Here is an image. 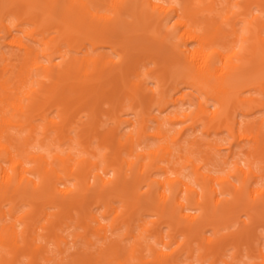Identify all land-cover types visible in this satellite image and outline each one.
Segmentation results:
<instances>
[{"label": "bare ground", "instance_id": "6f19581e", "mask_svg": "<svg viewBox=\"0 0 264 264\" xmlns=\"http://www.w3.org/2000/svg\"><path fill=\"white\" fill-rule=\"evenodd\" d=\"M231 4L245 15L246 35L238 34L230 20L235 14ZM253 5L264 11V0H225V5L221 0H0V264L50 261L48 243L62 249L65 239L58 230L67 219L84 228L76 237L87 247L94 246L91 235L104 240V246L94 253L77 251L57 264H184L180 256H192L194 243L201 249L199 258L212 256L210 264L219 259L228 264L220 256L229 236L244 241L250 251L252 225L264 222V114L249 118L264 112V19L251 12ZM229 20L228 34L222 25ZM50 30L56 34L49 37ZM150 32L161 61L157 91L145 85L138 70L149 53V47L140 46ZM228 35L240 39L242 55H225ZM103 45L113 51L127 48L120 65L109 68L104 53L90 51ZM132 49L137 51L131 54ZM129 74L137 80L127 78ZM179 84L196 89L195 109L161 116L183 98L173 97ZM245 90L250 94L243 96ZM125 98L130 100L127 106ZM104 100L111 104L108 114L131 129L102 134L112 153L97 157L84 141L100 119ZM85 106L89 121L79 142L91 157L33 150L36 141L44 146L51 129L59 140L68 137L65 127ZM153 106L156 114L151 113ZM51 108L57 110L58 121L49 115ZM126 109L135 120L121 118ZM37 119L46 123L40 138ZM148 120L155 124L153 131ZM187 121L192 132L202 121L207 135L224 129L232 137V169L210 165L211 155L221 151L216 140L204 142L201 163L185 155L188 147L201 145L195 137L183 139L184 127L172 132V126ZM148 138L156 144L141 146ZM114 198L122 202L120 212L112 205ZM48 203L57 210H48ZM22 204L29 207L19 214ZM97 206L113 210L112 221L126 225L131 244L107 238L106 226L93 211ZM240 212L246 218L236 234L216 239L205 235L208 229L217 234L220 223ZM147 213L156 216L158 225L147 226ZM162 223L170 230L164 237ZM109 226L113 229L114 223ZM137 228L153 230L156 244L139 242ZM178 233L183 242L170 247ZM257 256L264 264V244Z\"/></svg>", "mask_w": 264, "mask_h": 264}, {"label": "rangeland", "instance_id": "374dc122", "mask_svg": "<svg viewBox=\"0 0 264 264\" xmlns=\"http://www.w3.org/2000/svg\"><path fill=\"white\" fill-rule=\"evenodd\" d=\"M239 1V0H233V2ZM222 5H225V0H221ZM230 9L232 11H235L234 17H232L230 20L235 23L236 29H238V34H247V31L245 29V15L241 14L238 11V7L236 4H231ZM105 14H109V10H103ZM253 14L259 15L262 19H264V11L257 7V5L252 6ZM230 20L227 23H223L222 27L223 29L229 34L231 32V24ZM31 27V26H29ZM47 34V33H46ZM55 32H52L50 30L48 32V36L55 35ZM129 35L130 33H126ZM148 37V40H145L142 43V46H147L150 49L147 50V57H144L139 63H138V70L142 73V76L139 78L144 79V83L147 87L152 88L157 91V85H158V79L156 75L159 72V69L161 67V61L155 56L154 54V47L153 45V39L154 32H150ZM121 38V37H120ZM120 38L116 37L117 40ZM153 38V39H152ZM227 40H229V47L226 49L225 55L228 56L233 52L239 53L240 55L243 54V51L241 50L242 43L240 39L235 38L234 35L227 36ZM160 44H163L166 46V42H162ZM88 48H91L90 45H87ZM62 49H67V46L65 44L61 45ZM92 53H104L106 55V58L110 60V62L107 64V67H114L116 65H120L121 61L123 59V54L127 51L126 47L118 48L116 51L111 50L107 45H103L96 50H90ZM137 50L132 49L130 53H135ZM71 53H75V51H71ZM234 62H240L239 58H233ZM127 78L129 79H136L137 78L133 74L127 75ZM42 82V79H40ZM35 85V82H33ZM36 87V85H35ZM109 85H106V88H108ZM179 89L175 92H173V97H180L183 96V98L179 99V103L176 105H169L166 110L161 114V116L166 115L167 113L173 111V110H187V111H193L195 109L194 102L196 101V89L190 88L186 86L185 84H179ZM170 90V88H169ZM168 90V91H169ZM171 92V90H170ZM252 92V91H251ZM159 93V91H158ZM157 93V94H158ZM249 91H243L242 95H249ZM130 103V100L127 98L124 99L123 104L127 106ZM110 102L108 100H104L101 102L100 108L102 111V114L100 115V119L98 120L97 124L94 127H90V135L85 139L84 142L88 141V149L89 151H93V153L98 157L102 156L103 154L111 155L112 153V147L110 145V142L106 141L103 143V138H101L102 134H105L107 132H116L119 134H123L131 129V126H129L126 122H116L115 119L108 114L109 108H110ZM56 109L51 108L48 112L50 113V116H54L56 120L58 121L59 118L56 117ZM88 109L87 107L80 108L73 116L71 122L65 127V134L68 136L64 138V140H59L57 137V133L54 129H51L47 132L48 138L44 139V146L40 147L38 141L35 142V146L33 147L34 151L39 150H45V152L53 151V152H63L66 153L68 151H71L74 153L76 157H91L86 150H84L83 145L79 142L81 139L83 140V134L85 135V132L87 131L86 126L88 125L89 116H88ZM151 113L156 114L157 109L156 107L151 108ZM264 114V112H256L249 116V118H252L254 116H258ZM121 118H130L131 120H135V116L132 112H129L128 109H126L124 112L121 113ZM241 117V114H238V118ZM201 119H203L201 117ZM191 121H187L184 123H180L177 125L172 126V132H176L180 130L181 128H186V131L184 133L183 139H191L196 138L198 140H201L200 142V148L197 147H188V149L185 152V155H194L196 158V162L201 163V159L205 157L206 152V145L204 142L209 140H216L218 143H221V151L219 155H211V166L214 167L215 170L219 168H223L225 172L233 168V161L234 158L228 157V142L231 141V138L228 133L222 129L220 132H211L210 135H207L205 132H202L201 128V122L197 121L196 129L194 132H192V129L188 127L189 123ZM36 123L39 125V130L37 133V137L40 138L43 136V128L46 124L45 121L37 119ZM87 124V125H86ZM148 124V130L153 131L154 129V122L151 120L147 121ZM146 144L155 145L156 140L153 138H148L146 142L142 143L141 146H144ZM201 149V151H199ZM235 151H240L242 147H234ZM239 157H242V154H239ZM237 158V157H236ZM226 160V162L224 161ZM189 168L183 170L184 173H188ZM236 181L235 179H233ZM117 198H114L113 206L115 209L119 210V212L123 209L122 202L119 200H116ZM27 204H22V206L19 208V214H23L28 209ZM46 207L50 211H56L57 209L52 206L50 203L46 204ZM257 207L256 209H258ZM255 210H250L253 212V214H256ZM93 211L98 214V217L100 218L102 224L106 226V236L111 241H119L120 244L128 246L132 243V239L126 236V225L120 221V219H117L115 222L113 220L114 212L112 209H105L104 206H97L93 207ZM73 215L76 218V214L73 211ZM246 218V216L243 213H238L237 216L234 218L220 223L219 224V231L217 234H214L212 229H208L205 233L206 236H208L211 239H216L217 237H220L221 235H229V234H236L239 228H241L242 221ZM145 220L148 223L147 226L153 228L156 225H158V222L156 223V216L147 213L145 215ZM114 223V228L110 230V224ZM22 224H18V228H22ZM255 239L252 243V247L249 251V248H247V244L244 243V241H237L235 236H229L225 238L224 241V247L222 255L220 256L222 259H224L228 264H259L260 258L257 256V250L264 244V222L259 221L255 222L253 225ZM160 232L162 236H167V233L170 232L169 227L165 224H159ZM85 232L84 228L80 225H76L74 221L66 220V223H63L60 229L58 230V233L65 239V242L61 244L62 249L59 250L58 247L52 243L51 241L48 243V248L50 250V257L52 258L50 261H40V264H57L62 262H68L69 258L72 254H74L77 251L86 250L91 253H94L96 248H101L104 246V240L99 238L97 235H91L92 241L94 242V246L87 247L83 241L82 238H77L76 234H83ZM136 233H140L141 235L138 238L139 242H142V244H151L155 245L157 237L153 235V230L148 231H141V229L137 228L135 230ZM108 240V239H107ZM105 240V241H107ZM165 240H169L168 238H165ZM183 242V236L181 234H176L173 241L170 243V247H175L178 244ZM159 246V245H158ZM185 245L182 244L180 247V250L184 249ZM237 248L239 249L237 251ZM167 248H163V250H166ZM193 255L187 257L186 254H181L180 260L184 264H210L212 261V256H204L203 258H199L198 254L201 253V249L198 248L197 244H193ZM144 253H147L144 251ZM129 262L132 264L133 260H129ZM26 263V259L22 260V264ZM216 264H223L221 260L219 259Z\"/></svg>", "mask_w": 264, "mask_h": 264}]
</instances>
